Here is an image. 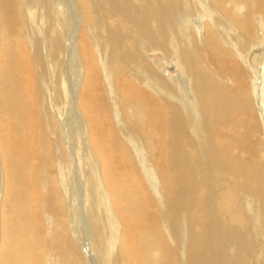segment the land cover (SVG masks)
Returning <instances> with one entry per match:
<instances>
[{
	"label": "bare ground",
	"instance_id": "obj_1",
	"mask_svg": "<svg viewBox=\"0 0 264 264\" xmlns=\"http://www.w3.org/2000/svg\"><path fill=\"white\" fill-rule=\"evenodd\" d=\"M262 122L264 0H0V264H264Z\"/></svg>",
	"mask_w": 264,
	"mask_h": 264
},
{
	"label": "rangeland",
	"instance_id": "obj_2",
	"mask_svg": "<svg viewBox=\"0 0 264 264\" xmlns=\"http://www.w3.org/2000/svg\"><path fill=\"white\" fill-rule=\"evenodd\" d=\"M190 2H192V0H189ZM199 1H201V0H199ZM29 12H31V11H29ZM27 13H28V11H27ZM27 16V15H26ZM34 16H36L35 14H34ZM32 15H29V13H28V16H27V19H28V22H29V25H30V29L32 28H35V26H33L34 24L32 23ZM39 19V18H38ZM37 18H36V20H38ZM36 20H33V22H36ZM62 22H63V20H62ZM37 23V22H36ZM39 24V23H38ZM40 25V24H39ZM41 28H42V25H41ZM34 36V35H33ZM33 36H32V38H30L29 39V44L32 46V41H33ZM31 41V42H30ZM83 45H84V47L86 46V44H84L83 43ZM46 51L47 50H44V52L46 53ZM150 55H152V54H150ZM46 56H47V53H46ZM160 57V58H159ZM159 57H153V58H155V59H161V57H163V56H159ZM67 62V61H66ZM65 62V63H66ZM66 65H67V63H66ZM66 65H65V67H66ZM173 69H170V70H168L169 72V74H174V70L172 71ZM82 74H83V72H82ZM80 80H81V77H80ZM80 86H81V81H80V83L76 86V94L75 95H73L74 97H73V99H74V104L76 105V107H77V103H78V94H79V89L81 90V88H80ZM262 124L264 125V123L262 122ZM262 134H264V128H261V137H263L262 136ZM2 167H1V163H0V213L2 212V208H3V203H4V198H3V190H2V186H3V173H2ZM100 182H102V180L100 179V181H99V183ZM2 183V184H1ZM101 184V183H100ZM101 186H103L104 187V185H103V182H102V184H101ZM105 188V187H104ZM1 193H2V195H1ZM47 215V214H46ZM2 216V213L0 214V217ZM45 221L46 222H48L47 224H48V227H49V224H51V222H52V217H51V215L49 216V214L47 215V216H45ZM0 226H1V224H2V217L0 218ZM51 221V222H50ZM115 225H116V228L118 229L117 230V233H116V241H117V243H120L121 242V232H122V229H123V226H122V224H120L119 223V221H115ZM119 228H118V227ZM117 234H118V236H117ZM0 237H1V228H0ZM119 238V239H118ZM0 245H1V242H0ZM140 251V250H139ZM139 251L137 250V248H136V246H135V258H137V257H139L140 256V253H139ZM137 264H140V263H137Z\"/></svg>",
	"mask_w": 264,
	"mask_h": 264
}]
</instances>
